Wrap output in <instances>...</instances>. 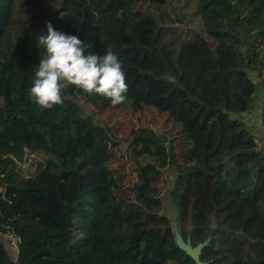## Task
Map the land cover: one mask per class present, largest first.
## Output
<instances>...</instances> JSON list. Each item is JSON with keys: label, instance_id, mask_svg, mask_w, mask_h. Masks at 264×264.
Instances as JSON below:
<instances>
[{"label": "trees", "instance_id": "trees-1", "mask_svg": "<svg viewBox=\"0 0 264 264\" xmlns=\"http://www.w3.org/2000/svg\"><path fill=\"white\" fill-rule=\"evenodd\" d=\"M196 1L214 50L195 33L172 47L166 28L135 0H0V264H195L176 246L166 215L109 199L105 130L75 105L74 86L51 110L29 99L45 55L28 35L35 14L91 44L85 55L111 45L126 101L169 114L194 139L191 163L168 196L183 241H207L200 262L264 264V145L242 119L260 105L264 135V0ZM228 29H245L262 46L245 59ZM33 154L41 158L26 176L21 166ZM7 234L18 240L15 260Z\"/></svg>", "mask_w": 264, "mask_h": 264}, {"label": "rangeland", "instance_id": "rangeland-1", "mask_svg": "<svg viewBox=\"0 0 264 264\" xmlns=\"http://www.w3.org/2000/svg\"><path fill=\"white\" fill-rule=\"evenodd\" d=\"M135 7L152 14L166 28V39L172 47L177 48L195 33L207 41L212 50L215 49L217 42L207 34L196 0H165L161 8L148 0H135ZM33 18L36 25L28 30L29 37L46 36L47 29L40 23L38 15ZM226 39L245 59L252 58L262 46L250 38L245 29H228ZM248 74L252 81H256L253 72ZM71 96L75 105L105 130L102 142L109 151L106 167L114 181L109 199L116 203H138L147 212L166 215L176 229L175 211L168 192L175 175L191 163L195 141L187 130L175 123L169 114L153 107L132 101L113 106L103 97L88 95L76 88ZM262 98L259 96V101ZM260 108L257 105L242 119L257 126V144L264 145V135L258 123ZM40 158L36 154L28 156L21 166L23 174L31 175ZM2 241L10 258L15 260L18 240L7 234Z\"/></svg>", "mask_w": 264, "mask_h": 264}, {"label": "clouds", "instance_id": "clouds-1", "mask_svg": "<svg viewBox=\"0 0 264 264\" xmlns=\"http://www.w3.org/2000/svg\"><path fill=\"white\" fill-rule=\"evenodd\" d=\"M46 28V36H37V46L44 48L45 55L39 61L29 90V99L40 110L62 105L63 91L69 86L103 97L113 106L126 101L125 72L111 45L103 55H85L86 47L91 48V44L84 46L78 37L54 30L50 22Z\"/></svg>", "mask_w": 264, "mask_h": 264}, {"label": "water", "instance_id": "water-1", "mask_svg": "<svg viewBox=\"0 0 264 264\" xmlns=\"http://www.w3.org/2000/svg\"><path fill=\"white\" fill-rule=\"evenodd\" d=\"M173 232H174V241H175L176 246L181 251H183L188 257H190L194 261L195 264H205L203 262H200L199 256H200V252L202 248L207 243V241L205 240L204 242L199 243L195 247H192L188 241L186 242L183 241V239L181 238L179 233L176 231V229H173Z\"/></svg>", "mask_w": 264, "mask_h": 264}]
</instances>
